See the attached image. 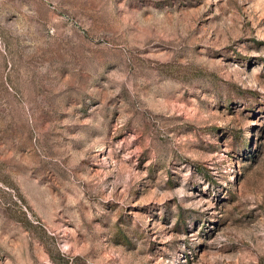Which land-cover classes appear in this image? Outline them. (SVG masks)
<instances>
[{
  "label": "rangeland",
  "instance_id": "rangeland-1",
  "mask_svg": "<svg viewBox=\"0 0 264 264\" xmlns=\"http://www.w3.org/2000/svg\"><path fill=\"white\" fill-rule=\"evenodd\" d=\"M0 264H264V0H0Z\"/></svg>",
  "mask_w": 264,
  "mask_h": 264
}]
</instances>
